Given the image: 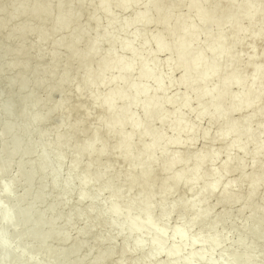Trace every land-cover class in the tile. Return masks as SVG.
<instances>
[{
	"label": "bare ground",
	"instance_id": "bare-ground-1",
	"mask_svg": "<svg viewBox=\"0 0 264 264\" xmlns=\"http://www.w3.org/2000/svg\"><path fill=\"white\" fill-rule=\"evenodd\" d=\"M0 128V264H264V0H0Z\"/></svg>",
	"mask_w": 264,
	"mask_h": 264
},
{
	"label": "rangeland",
	"instance_id": "rangeland-1",
	"mask_svg": "<svg viewBox=\"0 0 264 264\" xmlns=\"http://www.w3.org/2000/svg\"><path fill=\"white\" fill-rule=\"evenodd\" d=\"M86 11H90V9H88V8H86ZM116 13H118V12H116ZM86 15V14H85ZM85 15H84V17H83V20H84V18H85ZM132 15V12L130 11V12H128L125 16H127V17H130ZM14 23H12V25H13ZM157 31H161V29L160 28H158V27H156V26H150L148 29H147V32H148V34L149 35H152V34H155ZM90 35H93V29H92V31H90ZM35 41V38L34 37H32L31 38V40H29V43L30 44H32L33 42ZM167 57V55L166 54H161L160 56H159V60L160 61H163V60H165V58ZM166 70H164V72H165ZM180 74H181V72L180 71H177L176 73H175V77L174 78H178L179 76H180ZM79 86H80V84H81V80H77V82H76ZM108 92V89L107 88H103V89H101V93H103V94H106ZM171 93L172 94H174V95H180L181 93H183V89L182 88H174L173 90H171ZM55 100H57V99H55ZM83 103H85V102H83ZM196 114V113H195ZM193 116H194V114H192V115H190V118H193ZM78 118V113L77 112H74V113H72L71 114V120L72 121H75L76 119ZM52 125H53V123H48L47 125H46V127H48V128H51L52 127ZM201 125H202V128H206L207 127V122L206 121H203L202 123H201ZM157 130H159V127L158 126H156L155 127V131H157ZM0 132H1V128H0ZM169 135V134H168ZM204 145H205V143H204V141L201 139V138H199L198 139V141L196 142V144H195V146H194V148L196 149V150H202V148L204 147ZM215 150H217V151H219V150H221V145L219 144V143H215L214 144V147H213ZM222 158H223V155H220V157L218 158V160L216 161V165H218L221 161H222ZM245 166H246V170H249V168H250V163H249V161L248 160H246L245 161ZM13 172H15V169H13ZM235 178H237V172H233V173H231V174H229L228 176H227V179H235ZM157 186L160 184V182H159V180H157L156 181V183H155ZM22 191H23V187H19L18 188V193L19 194H21L22 193ZM262 195H264V190H263V193H262ZM238 208V205H236V206H234L233 207V210H236ZM222 210V208H221V206H217V209L215 210L216 212H220ZM175 221H176V223H175ZM178 223V221H177V219H176V217L175 218H173L172 219V221H171V225H175V224H177ZM81 224V225H80ZM76 225H77V227H76ZM83 225V223H81V222H77V223H75V226H74V229L72 230V232H71V236H72V238H75L76 237V230L77 229H79V228H81V226ZM242 226V222L241 221H236L235 222V228L236 229H240V227ZM76 228V229H75ZM231 236V241H232V239L233 240H235V238H236V235L233 233V236H232V234H230ZM86 244H88V245H90V244H92L91 242V239H87L86 241ZM121 242V240L120 239H118L117 241H116V243H120ZM106 246H103V248H105ZM226 249H229V243H227V244H225V246H224V250H226ZM117 257L118 256H115V259L114 260H116L117 259Z\"/></svg>",
	"mask_w": 264,
	"mask_h": 264
}]
</instances>
